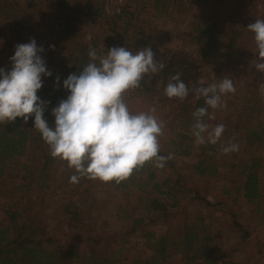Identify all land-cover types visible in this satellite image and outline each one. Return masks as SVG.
Wrapping results in <instances>:
<instances>
[{
	"label": "trees",
	"instance_id": "trees-1",
	"mask_svg": "<svg viewBox=\"0 0 264 264\" xmlns=\"http://www.w3.org/2000/svg\"><path fill=\"white\" fill-rule=\"evenodd\" d=\"M54 1L55 10L64 21V34L73 32L81 16H93L99 10L92 7L93 0ZM173 1L177 0H144V3L155 17L161 18L169 15ZM180 1L201 11V17L191 22L183 33L182 39L189 50L160 51L158 43L144 27H137L135 31L131 28L137 14L146 7L136 5V12L125 5L119 14L110 17V25L119 26L118 31L100 42L72 47L64 60L51 63L48 70L52 75L42 77L43 86L37 92L39 98L47 102L44 119L54 128L52 109L69 95L63 81L70 74H79L90 62V49H95L98 55H106L112 47H126L133 53L151 47L156 61L165 67L158 73L145 75L141 86L129 96L152 99L151 96L158 95L161 102L171 99L168 105L159 106L172 110L171 115L166 112L168 121H161L164 130L159 137V155L170 156L165 167L156 168L154 162H147L119 183L82 177L79 183L73 184L70 177L75 174L74 170L65 161L51 156L49 146L34 127V117L27 123L17 118L11 124H0V182L7 177L12 179L9 172L21 171V182L12 192L17 194L24 189L28 197L21 196L2 207L0 264H119L125 246L134 238L143 240L145 255L129 264H258L251 258L233 261L220 239L224 234H235L244 248L252 244L256 254L264 253V244L253 239L250 224L253 222L256 229L264 226V75L254 73L258 54L250 45L255 43L254 34L247 29L256 19H264V0H228L233 4L232 11L225 8L226 0ZM17 7L13 0H0V54L4 55L2 66L6 71L11 70L10 58L16 45L30 40L39 43L37 35H29L24 25L11 18ZM244 14H250L251 19H244ZM3 21L12 23L3 29ZM120 22L122 24L118 25ZM10 28L15 35H7ZM62 36L57 34L53 44ZM217 58L224 59V65L214 63ZM177 73L190 90L206 87L225 76L233 81L235 93L221 97L226 107L209 108V114L215 118H203L209 131L219 124L225 126L224 138L221 136L217 144H197L192 134L195 123L192 114L197 108L207 107L204 97L197 98L194 91L183 101L165 95L170 78ZM57 77L60 82L54 84ZM225 114H231V118ZM230 138L233 139L230 141ZM232 143L237 144L239 150L225 154L223 148ZM21 158H28L27 162L16 163L14 170L12 163ZM176 158L191 162L183 167ZM221 169H228L230 177L225 179L221 197L210 201L194 181L216 178ZM55 183L59 189L74 185L70 194L81 189L80 196L86 200L99 185L121 194L116 213L120 229L108 235L97 234V221L85 216L75 201L69 199L63 205L61 216L76 232L69 234L64 244L49 236L47 225L34 211L28 193L31 187L38 188L42 202ZM191 203L205 208L208 215L189 210ZM171 220L176 223L173 225ZM158 222L172 226L164 233L148 229ZM175 230H180L181 234H175Z\"/></svg>",
	"mask_w": 264,
	"mask_h": 264
},
{
	"label": "clouds",
	"instance_id": "clouds-1",
	"mask_svg": "<svg viewBox=\"0 0 264 264\" xmlns=\"http://www.w3.org/2000/svg\"><path fill=\"white\" fill-rule=\"evenodd\" d=\"M247 29L254 34L258 54L255 69L264 73V19H256ZM42 52L35 40L16 45L10 58L11 70L0 68V124H11L17 118L27 123L34 117V127L49 146L51 156L65 161L74 170L70 177L73 184L82 177L119 183L147 162H154L156 168L165 167L170 156L159 155V137L163 135L164 125L154 115L155 108L133 114L124 98L141 86L145 75L158 73L165 67L156 61L151 47L135 53L126 47H112L106 55L90 49V62L79 74H70L63 81L69 95L52 109L54 128L44 119L47 102L37 95L43 86L42 77L52 75ZM59 82L57 77L54 84ZM200 83L203 85V81ZM190 91L197 98L204 97L207 106L197 108L192 114L195 142L215 145L225 126L219 124L209 131L203 118H215L209 114V108L226 107L221 97L235 93L233 81L225 76L216 83L190 90L177 73L170 78L165 95L183 101ZM238 150L234 143L223 148L225 154Z\"/></svg>",
	"mask_w": 264,
	"mask_h": 264
},
{
	"label": "rangeland",
	"instance_id": "rangeland-1",
	"mask_svg": "<svg viewBox=\"0 0 264 264\" xmlns=\"http://www.w3.org/2000/svg\"><path fill=\"white\" fill-rule=\"evenodd\" d=\"M13 1L17 3L19 7H17L11 18L15 19L17 24L24 25L27 28L29 35L32 33L37 35L39 39L37 47L43 48L41 56L45 61L47 69L50 67L51 63L57 64L58 62L64 60L68 55L69 50L75 45L88 46L93 42H100L106 37L113 35L112 33L114 31H118L119 26L113 27V25H110V17L112 15L119 14L125 5L129 6L136 12V5L146 7L143 12L137 14L135 20L131 24V28L135 31L137 27H144L146 33L153 37L154 42L158 43L160 51L189 50L190 47L188 44H184L185 41L182 39L183 33L187 31L191 22L198 20L201 17L200 8L192 6L186 1L180 0L171 2L169 15L161 18L155 17V15L152 14L151 9L144 3V0H93L92 7H99L98 13L93 16H81L80 21L75 25L73 32L71 34H64V30H62L64 21L55 10L54 0ZM72 1H80L83 3L86 0ZM224 6L227 10L232 11L233 4L230 1L226 0ZM243 18L249 20L251 19V16L250 14H244ZM11 23V21H3V29H7ZM121 24V22L118 23V25ZM6 33L7 35H15L11 28L6 31ZM57 34L59 37L62 34L63 36L58 39V43L54 45L53 39ZM250 45H253V47L256 48L255 43H251ZM3 59L4 55L0 54V68H3ZM214 63H221L222 65L224 63V59L217 58ZM254 73H259L255 67ZM262 75H264V73H262ZM259 80L261 81L262 78ZM129 95L130 92L127 93L124 98L133 114L148 112L150 109L155 108L156 111L154 115L158 121H168V115H171L172 110L168 111L166 108L162 109L159 106L163 104L168 105V103L171 102V99H164L161 102L159 100L160 96L158 95L151 96L153 97L152 99L150 97L130 98ZM166 112L168 113L167 116ZM226 115L227 114H225V116ZM229 116H231V114L227 115V118L230 119L231 117ZM236 136L237 135L234 137ZM222 137L224 138L223 135ZM232 139L233 138H230L229 140L231 141ZM27 159L28 158H21L17 162H13L12 166L14 170L16 163L19 162L20 164H23L27 162ZM176 160L179 162L180 166L183 167L191 162L190 159L185 160L176 158ZM220 171V175L216 178H206L194 181V183L201 188L202 193L206 195L210 201L215 199L218 200L221 197V189L225 184V179L230 177V174H227L228 169H221ZM10 173L12 176L11 180L7 177L3 182H0V190L3 191V193H0V220L3 217L2 207L4 205L20 199L21 196H23L24 199L28 198L25 195L24 189L20 190L17 194L12 192V188L21 182V171H18L17 173H15V171H11L9 174ZM73 188L74 185L67 184L63 186V189H59L56 188V183L52 184L46 192L44 201L42 202H40L41 193L39 189L34 187L30 188L28 193L29 201H32L34 211L37 212L45 221L47 225L46 232L49 236H52L63 243L66 242L65 240L69 234L76 232L73 227H70L69 224H67L65 218L61 216L63 205L69 199H73L75 201L85 216L93 217L97 221V234L108 235L120 229V223L117 221L116 213L117 206L122 200L121 194L115 192L110 187L102 188L99 185L90 193L88 199L86 200L80 196L79 191L81 189H78L70 194V191L73 190ZM188 207L192 212L197 213L201 211V213L208 215V211L199 205L191 203L188 204ZM244 213H246V210ZM215 218H219V216H215ZM248 218L250 220V216H248ZM171 221L172 223H176L175 220ZM250 224L251 229L253 230H251L253 239H259L264 244V226L261 229H256L254 228L253 222H250ZM169 226H172V224L158 222L150 225L148 229L152 232L164 233L169 229ZM175 234H181L180 230H175ZM220 242L223 243L222 247L224 248V251L230 255L233 261L239 262L251 258L253 261H257L258 264H264V253L256 254L252 249V244H250L249 247L244 248V245H242V242L235 234H224L220 239ZM122 255V261L119 264H129L133 259L142 258L145 255L143 240L139 238L132 239L130 243L125 246ZM252 255L253 257H250Z\"/></svg>",
	"mask_w": 264,
	"mask_h": 264
}]
</instances>
